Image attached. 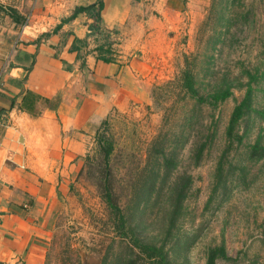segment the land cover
<instances>
[{
    "label": "rangeland",
    "instance_id": "1",
    "mask_svg": "<svg viewBox=\"0 0 264 264\" xmlns=\"http://www.w3.org/2000/svg\"><path fill=\"white\" fill-rule=\"evenodd\" d=\"M32 2L0 0V53L34 33ZM182 7L154 27L149 50L119 59L143 56L146 97L111 109L90 129L44 264H150L144 247L159 249L166 264H204L218 246L227 258L215 264H264V156L252 155L253 146L264 149V0H183ZM100 34L93 51L116 60V37ZM85 54L77 55L80 68ZM185 69L196 97L180 87ZM225 90L227 99L210 100ZM247 92L249 110L228 138L230 114ZM101 169L126 236L97 189Z\"/></svg>",
    "mask_w": 264,
    "mask_h": 264
},
{
    "label": "crops",
    "instance_id": "2",
    "mask_svg": "<svg viewBox=\"0 0 264 264\" xmlns=\"http://www.w3.org/2000/svg\"><path fill=\"white\" fill-rule=\"evenodd\" d=\"M98 1L99 22L92 32L88 12L72 14ZM182 4L33 0L34 33L21 35L19 43L0 53V264H44L60 202L88 147L90 129L111 109L121 110L129 100L146 97L143 56L119 59L129 51L149 50L154 27H162L163 19L179 13ZM100 32L119 39L112 45L116 60L103 62L93 51ZM82 49L91 52L80 68L77 55ZM27 92L34 97L29 112L20 108Z\"/></svg>",
    "mask_w": 264,
    "mask_h": 264
},
{
    "label": "trees",
    "instance_id": "3",
    "mask_svg": "<svg viewBox=\"0 0 264 264\" xmlns=\"http://www.w3.org/2000/svg\"><path fill=\"white\" fill-rule=\"evenodd\" d=\"M100 2L98 1V3L96 5H90L88 7H77L72 16H74L75 14L79 13V12H88L90 18L92 19V24L89 26V29L91 31H96L97 30V24L99 22V9H100ZM13 12V11H12ZM14 14V12H13ZM10 18H12L10 16ZM16 19V16L14 18V20ZM103 62H110L109 60H105V59H100ZM180 87L181 89L185 92V94L187 96H189L190 98L196 97L197 96V92L194 88V79H193V75L191 74V72L187 69L183 70L180 74ZM230 96V93L225 90L222 91L221 93H217L214 96L210 97V100L214 101L215 103L218 102H222L225 99H227ZM34 97L31 93H25V95L22 97L21 99V104H20V108L24 111H33L34 109ZM38 99V98H36ZM249 92H247L245 94V97L237 104L234 106L230 117H229V122H228V128L226 131V136L229 138L232 136V131H233V127L234 125L237 124V122L239 121V119L241 118L242 114L249 110ZM43 102L46 103V100L43 99ZM100 147V146H99ZM105 154H107L108 149H105ZM252 155L256 156V157H263L264 156V149H258L257 150V146H253L252 147ZM97 189L99 191L100 196L102 197V199L105 202V205L107 206L108 210L110 211L112 217L114 220H116L115 222L118 223L117 229H119L118 232H122L121 234L123 236H126V232H131L130 229L126 228V230L124 229V221H123V216L121 214V211L117 205V199L116 197L113 195L112 191H111V187L110 184L108 182V171L107 169H101L99 171V175H98V179H97V183H96ZM120 222V223H119ZM145 250V254L147 255L148 259H151V263L150 264H166L165 263V258L164 255L161 253V251L159 249H155L153 247H144ZM150 252V253H148ZM226 254H225V250L222 246H218V247H214L212 249H210L206 255L205 258V263L204 264H215V261L217 259H226Z\"/></svg>",
    "mask_w": 264,
    "mask_h": 264
}]
</instances>
